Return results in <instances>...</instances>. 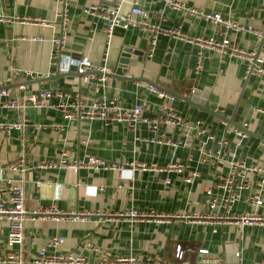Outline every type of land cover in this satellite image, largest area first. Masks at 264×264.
Listing matches in <instances>:
<instances>
[{
    "label": "crops",
    "instance_id": "crops-1",
    "mask_svg": "<svg viewBox=\"0 0 264 264\" xmlns=\"http://www.w3.org/2000/svg\"><path fill=\"white\" fill-rule=\"evenodd\" d=\"M134 1L147 11L148 21L178 29L182 36L159 35L148 55V36L142 30L115 27L108 45L106 22L81 12L83 6H112L114 0H68L64 24L57 17L56 0H0V81L10 87V96L16 97L19 105L4 106L6 98L1 96L0 123L20 124V128H11L8 133L0 130V202L7 200L9 185L23 188L26 216L21 257L28 260L50 239L61 238L58 253H81L89 263L108 254L111 258L135 256L151 264H204L205 258L218 259L220 264H264V221H228L230 216L248 214L264 218V193L256 186L259 174L246 173L250 187L240 192L229 213L221 204L215 209L205 205L207 190L218 202L224 196L219 185L233 159L264 166V77L252 73L247 77L251 66L248 58L200 47L192 40L200 37L221 41L224 34L219 25L159 0H125L121 11L127 12ZM178 1L206 12H218L260 31V36L228 31L227 37L237 48L255 52L264 64V0ZM61 32L63 52L85 55L94 65L104 64L108 73L114 70L123 48L136 51L125 73L136 79L107 75L102 86L96 79L84 81L74 73L63 72L54 80H38L54 74L61 62H52L50 44V38ZM36 37L40 39H33ZM199 51L202 67L197 73L194 66ZM60 55L61 59L70 57ZM25 71L40 77L26 76ZM146 80L178 95L161 97L149 89ZM40 89L79 93L85 104L102 95L115 97L125 106L141 105L147 121L128 124L64 120L56 107L22 105L24 94ZM193 90L204 95V102L217 113L227 104H234L242 92L245 105L238 122L246 124L248 137L238 136L232 124L179 96H191ZM163 105L187 121L188 127L150 123ZM196 120L202 121L205 135L196 136ZM151 137L168 139L174 145L152 142ZM62 150L66 155L61 166L35 167L38 161L58 163ZM87 154L121 165L122 169L72 170L65 166L75 159L86 161ZM18 158L24 159V170L3 167ZM130 162L144 163L148 168H131ZM170 163L180 165V170L150 167L154 164L164 168ZM166 179L170 182L166 183ZM257 195L262 201L260 206L252 202ZM36 210L54 213L31 220L30 214ZM126 211L180 218L133 221L115 216ZM194 213L207 218L200 222L184 219ZM79 214L86 216L72 219ZM7 226L6 219H0V257L8 250ZM84 241L93 248L82 250L80 244ZM178 248L181 259L176 258Z\"/></svg>",
    "mask_w": 264,
    "mask_h": 264
},
{
    "label": "built area",
    "instance_id": "built-area-1",
    "mask_svg": "<svg viewBox=\"0 0 264 264\" xmlns=\"http://www.w3.org/2000/svg\"><path fill=\"white\" fill-rule=\"evenodd\" d=\"M165 5L177 9L184 10L189 15L202 17L206 21H210L215 25L221 27L224 37L221 41H216L214 39H204L200 37H195L192 40L196 42L200 47L205 48H215L224 53H229L232 55L246 57L251 62V65L254 64L251 68V73L258 76L264 77V64L263 60L256 55L255 52H247L245 50L237 48L233 43L230 42L227 37L228 31L233 32H252L257 36H260L261 33L258 30H255L250 25H242L240 23L234 22L228 18L223 17L218 12H206L205 10L193 6L186 5L185 3L178 0H159ZM59 4V10L57 11V17L61 21V24H64L67 19V4L68 0H56ZM125 0H114L112 6H107L102 3L89 4L81 8V12L89 15L93 20L102 19L106 22L105 36L106 43L109 45L112 31L115 27H120L123 29L128 28H138L145 32L148 36V47L147 53L151 55L156 43L158 36L161 34L173 35V36H182L178 29H167L162 28L158 23H152L147 20L148 13L146 10L141 8L137 2H133L127 12L121 11V6ZM138 17V18H136ZM63 33L59 35L52 36L50 38V44L52 47V62L56 63V60L59 59L63 62L60 66L57 67L56 71L58 72H68V66L73 62V59L70 57H65L61 59V51L63 50ZM33 39H40L39 37ZM55 59V61H54ZM202 52L199 51L198 59L195 63L194 70L199 72L202 67ZM76 66V72L82 74L79 78L84 81H89L90 79L98 80L102 86H104L107 80L108 69L103 65H94L85 55H79V57L73 63ZM249 66V70H250ZM98 74V75H94ZM26 76L29 77H40L38 74L33 75L29 71H25ZM149 89L154 92H158L159 96L174 97L173 95L166 93L164 91L157 90L154 86L148 85ZM11 89L10 87L3 84L0 81V97L6 98L4 101V106L7 107H18L17 98L10 96ZM22 105L29 106L34 108L41 107H56L64 120H81V119H96L101 120L104 123L108 122H122L128 124H136L141 121H147L143 117V107L141 105L134 106H125L122 101L118 98H109L104 95L93 98L90 103H83L79 93L68 94L66 92H61L59 90L53 89H40L35 92L24 94L22 98ZM21 105V106H22ZM152 124H168L175 125L179 128H187L188 122L180 117L175 111L167 108L165 105L161 106L160 113L157 116L149 120ZM195 127L197 129L196 136L205 135V129L202 128V121L196 120ZM242 127H246V124H242ZM11 128H20L19 123H0V130L8 133ZM235 133L242 138L248 137V133L242 128L235 127ZM211 137V136H208ZM150 141L159 143V144H171L173 142L165 138L151 137ZM61 159L58 163L47 161H38L35 164L36 168H53L56 166H61L64 164L66 150L61 151ZM86 161L81 159H75L72 162L65 164L66 167L76 170L80 167H88L93 169L104 168V169H122L121 165L115 163H107L104 160L97 158L91 154H87ZM24 159L18 158L12 162H8L3 167L9 170H24ZM1 165V164H0ZM128 165L131 168H148V165L138 162H130ZM155 170H180V165L175 163L167 164L164 168L156 167L154 164L150 166ZM247 172H256L259 174V178L256 180V186L259 189L260 193H264V166H258L255 164L247 165L240 159H233L230 164L227 173L223 176L219 188L223 191L224 196L222 199H216L210 190L206 191L205 205L208 209H215L218 204H221V207L225 209L226 213H229L232 205L238 201L239 194L242 190H246L250 187L249 183L246 181ZM187 181L190 178H186ZM166 183H169L170 180L166 179ZM9 196L7 200L0 202V219H6L7 226V235H6V247L7 252L0 257V264H151L148 261L140 259L135 256L129 257H113L111 258L108 254L104 255L101 259L89 263L83 254H65L58 253L56 248L62 243L61 238H52L50 241L43 247L39 248L35 255L30 259L24 260L21 257L20 247L23 241V221L26 216V211L24 210V190L21 186L9 185L7 187ZM252 202L260 206L262 201L260 197L254 196ZM53 210V209H52ZM52 210H36L31 212L30 219L45 217L46 215L54 213ZM86 215L79 214L74 215L72 219H83ZM115 216L121 218H128L133 221H137L143 218H154L156 221L164 220L167 218H180L175 216L165 217L163 215H154L153 213L149 214H139L134 211H126L123 213H118ZM206 215H200L194 213L184 217L186 220L192 221H203L206 220ZM218 220H221L218 219ZM228 221L239 222L241 224H252L263 222L264 218L255 214H248L244 216H230ZM218 223V222H217ZM80 247L82 250H91L93 246L87 241L81 242ZM203 255H207V250L199 251ZM176 258L181 259L182 253L180 249H177ZM204 264H220L218 259H203ZM166 264V263H163Z\"/></svg>",
    "mask_w": 264,
    "mask_h": 264
},
{
    "label": "water",
    "instance_id": "water-1",
    "mask_svg": "<svg viewBox=\"0 0 264 264\" xmlns=\"http://www.w3.org/2000/svg\"><path fill=\"white\" fill-rule=\"evenodd\" d=\"M264 39V32L262 33V41ZM136 51L130 50L129 48H123L121 50V53L119 55V58L117 60V63L115 65V68L112 72L108 73L107 75H112L114 77H117L119 79H136L135 77H127L125 76V73L128 69V64H129V60H130V56L131 54H136ZM62 55L68 54V56H70L69 53H67L66 51H61ZM79 57V55H71L70 58L73 59V62L69 64L68 66V72L74 73L76 76L80 77L82 76V74L77 73L76 72V66L75 64H73L75 62V60ZM61 62L58 63L57 67L60 66ZM254 64V61H253ZM253 64L250 67V70L248 71V75L247 77H249V75L251 74V68L253 66ZM64 74L63 72H54V74L49 75V76H44L42 78H39L38 80H54L57 76H60ZM146 82L149 85L154 86L157 90L160 91H164L166 93H169L171 95H178L175 92L171 91V90H165L163 88H161L160 86H158L157 84H155L154 82H151L149 80H146ZM242 94V92H241ZM241 94H239L236 102L234 104H227V106L223 109L222 112L217 113L213 110H211L209 108V104L204 102L203 97L204 95H202L199 91L197 90H193L191 96H181L179 95L183 100L187 101L189 104H192L196 107H198L199 109L208 112L210 114H213L215 116H218L219 118L225 120L226 122L232 124L234 127H238V128H242L244 131H246L248 134L250 133L248 129L244 128L241 126V124H239V116L240 113L243 109V106L245 105V101L241 98Z\"/></svg>",
    "mask_w": 264,
    "mask_h": 264
}]
</instances>
